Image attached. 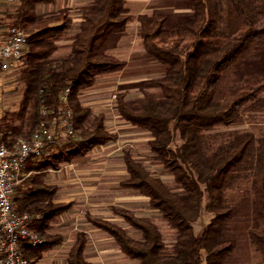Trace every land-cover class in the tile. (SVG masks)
<instances>
[{"label": "trees", "instance_id": "16d2710c", "mask_svg": "<svg viewBox=\"0 0 264 264\" xmlns=\"http://www.w3.org/2000/svg\"><path fill=\"white\" fill-rule=\"evenodd\" d=\"M55 1L18 0L9 23L20 26L27 41L18 68L21 97L15 111L0 116V140L12 144L16 137H28L42 119L41 107L58 110L65 87H69L67 106L75 132V138L64 142L55 154L26 161L23 171L33 173L15 187L25 189L13 194L14 210L35 216L28 226L41 238L39 244L21 245L27 264L60 242L59 235L48 234L46 229L69 205L52 201L54 187L41 182L40 173L116 137L105 128L104 115H91L79 96L97 77L123 68L125 62L114 49L131 22L137 24L139 47L165 70L159 78L146 82L157 93L144 90L130 100L117 94L116 112L148 131L149 149L172 175L174 189L148 172L128 150L123 153L127 176L120 185L146 196L149 206L172 229L173 237L166 245L149 217L126 208L112 209L138 231V237L106 219L89 217L88 221L112 237L119 250L134 260L132 264H228L236 240L228 225L235 208L226 192L241 172L250 170L260 215L248 237L264 264V136L255 143L249 132L234 133L210 149L204 141L205 131L235 122L243 105L264 91V77L238 78L232 71L240 57L264 42V0H188L190 14L177 22L158 10L133 14L126 0H91L79 7L74 26L65 7L48 13L36 11L38 4ZM71 29L69 52L55 57L56 42ZM175 135L180 143L171 148ZM203 209L211 218L195 232L192 224ZM85 242L84 233H77L66 264H93L84 258Z\"/></svg>", "mask_w": 264, "mask_h": 264}, {"label": "rangeland", "instance_id": "374dc122", "mask_svg": "<svg viewBox=\"0 0 264 264\" xmlns=\"http://www.w3.org/2000/svg\"><path fill=\"white\" fill-rule=\"evenodd\" d=\"M91 0H56L49 4H38V13H48L65 7L69 10L72 25H76L79 7ZM188 0H126L129 12L147 13L152 10L166 14L171 22L184 21L190 14ZM18 2L0 8V21L12 23ZM137 24L131 22L114 49L116 56L125 65L116 73L100 76L93 84L80 93V102L91 115L102 113L105 128L115 134V139L92 147L84 156L63 162L57 168H48L40 173L39 180L54 187L52 201L68 203V208L55 215L49 222L46 233L59 235L58 244L42 251L33 264H66L68 250L79 232L84 233L86 242L84 258L93 264H132L134 260L124 255L113 238L94 228L89 217H98L117 223L128 234L138 237L124 219L113 212V207L126 208L138 216L149 217L159 228L163 242L172 241L173 231L163 221L160 214L148 204V198L136 190L120 185L126 176L123 153L128 150L132 158L140 162L153 176L160 178L174 189L172 175L163 167L158 158L150 151L148 131L133 126L121 119L116 112V96L123 94L125 99L140 97L144 90L157 93L158 89L147 87L146 82L163 75L165 66L149 57L139 47ZM74 29L65 32L56 42L55 57L65 56ZM238 78L251 75L264 77V42L240 57L232 68ZM18 69L3 75L0 81V116L15 111L21 97L23 84L19 80ZM249 132L255 143L264 136V91L258 97L244 104L235 122L214 127L205 131L204 141L208 149L220 142L229 140L234 133ZM177 135L170 144L179 145ZM254 158V157H253ZM254 163V162H253ZM250 170L241 172L227 188V198L234 206L235 213L229 222V232L236 240V247L228 264H262L258 252L251 245L248 230L256 228L260 212L256 205L251 186ZM33 173V172H31ZM15 190L14 196L23 192ZM206 197L203 199V204ZM15 205V203H14ZM211 218V213L202 210L199 218L192 224L197 232Z\"/></svg>", "mask_w": 264, "mask_h": 264}, {"label": "built area", "instance_id": "2783aa9c", "mask_svg": "<svg viewBox=\"0 0 264 264\" xmlns=\"http://www.w3.org/2000/svg\"><path fill=\"white\" fill-rule=\"evenodd\" d=\"M16 2L18 0H0V8ZM26 41L27 33L20 26L0 21V81L4 74L22 65ZM68 93L69 87H65L56 112L41 107L42 119L28 137H16L12 144L0 140V264H27L21 245L41 243L38 234L28 226L35 216L28 212L17 213L13 194L17 184L31 172L23 171L26 161L49 157L64 142L75 138L72 112L67 106Z\"/></svg>", "mask_w": 264, "mask_h": 264}, {"label": "crops", "instance_id": "0c3cea01", "mask_svg": "<svg viewBox=\"0 0 264 264\" xmlns=\"http://www.w3.org/2000/svg\"><path fill=\"white\" fill-rule=\"evenodd\" d=\"M86 4V3H85ZM84 5V4H83ZM82 6V5H81ZM79 20V18H77V21Z\"/></svg>", "mask_w": 264, "mask_h": 264}]
</instances>
